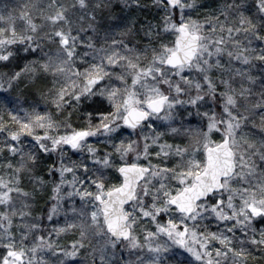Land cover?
I'll return each instance as SVG.
<instances>
[{
	"label": "snow or ice",
	"instance_id": "1",
	"mask_svg": "<svg viewBox=\"0 0 264 264\" xmlns=\"http://www.w3.org/2000/svg\"><path fill=\"white\" fill-rule=\"evenodd\" d=\"M0 8V264H264V0Z\"/></svg>",
	"mask_w": 264,
	"mask_h": 264
},
{
	"label": "rangeland",
	"instance_id": "2",
	"mask_svg": "<svg viewBox=\"0 0 264 264\" xmlns=\"http://www.w3.org/2000/svg\"><path fill=\"white\" fill-rule=\"evenodd\" d=\"M7 1L8 0H0V6H2L4 3H7ZM249 2L251 3V0H249ZM121 3H122V0H121ZM208 3L209 4H211L212 3V0H208ZM149 6H150V0H149ZM0 10H2V8H0ZM117 14L119 15V14H121L120 12H119V10H117ZM132 15L134 18H143V16L144 15H146L147 13H141V12H139V11H134V12H129V10L128 9H125L124 10V12H123V15ZM206 13H201L200 15H205ZM153 15H154V13H153ZM2 111H5L3 108H0V115H3L2 114ZM75 123H79V119H78V117L77 118H75ZM0 171H2V170H0ZM5 179H7V176H5ZM41 204H42V206H44L45 207V205H44V203L43 202H41ZM41 206V207H42ZM52 227V225H50V224H46V228H51ZM212 228L214 229L215 228V225L213 224L212 225ZM63 235V234H62ZM71 234H69V236H70ZM141 241L143 242V234H141ZM62 243H70V239H66V240H62ZM0 251H3V249H0ZM141 255L145 258V260H147L149 257H151L153 254L152 253H150V252H148V250H147V247L145 246V248L143 249V251H142V253H141ZM133 258H135V257H133Z\"/></svg>",
	"mask_w": 264,
	"mask_h": 264
},
{
	"label": "trees",
	"instance_id": "3",
	"mask_svg": "<svg viewBox=\"0 0 264 264\" xmlns=\"http://www.w3.org/2000/svg\"><path fill=\"white\" fill-rule=\"evenodd\" d=\"M24 2V0H8L7 3L12 6V5H18V4H22ZM5 111H2V114H4ZM42 204L39 205V207H41ZM44 206H42L41 208H43Z\"/></svg>",
	"mask_w": 264,
	"mask_h": 264
}]
</instances>
